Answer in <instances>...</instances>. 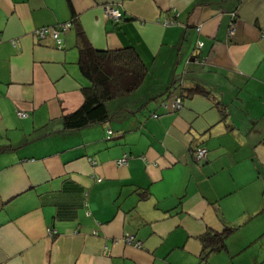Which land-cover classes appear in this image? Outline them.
Masks as SVG:
<instances>
[{"label": "crops", "instance_id": "0c3cea01", "mask_svg": "<svg viewBox=\"0 0 264 264\" xmlns=\"http://www.w3.org/2000/svg\"><path fill=\"white\" fill-rule=\"evenodd\" d=\"M72 18L62 49L33 33ZM77 30L147 73L68 131L89 85ZM193 87L208 94L160 107ZM0 264H264V0H0Z\"/></svg>", "mask_w": 264, "mask_h": 264}, {"label": "trees", "instance_id": "16d2710c", "mask_svg": "<svg viewBox=\"0 0 264 264\" xmlns=\"http://www.w3.org/2000/svg\"><path fill=\"white\" fill-rule=\"evenodd\" d=\"M68 21L71 23V29L75 24L74 19ZM76 46L78 48V69L89 85L82 88L84 100L81 106L62 118L64 129L68 131L79 130L91 124L107 121L109 115L105 108V102L128 95L138 89L147 73L144 63L131 47L106 51L95 50L78 30ZM186 91L182 89L181 98L195 93L208 94L199 87H193ZM230 231L231 229H224L219 233L206 232L201 236L200 241L204 252L202 261H205L209 254L219 252L224 248V239Z\"/></svg>", "mask_w": 264, "mask_h": 264}, {"label": "built area", "instance_id": "2783aa9c", "mask_svg": "<svg viewBox=\"0 0 264 264\" xmlns=\"http://www.w3.org/2000/svg\"><path fill=\"white\" fill-rule=\"evenodd\" d=\"M103 13L105 16L111 18L114 22H118L121 19V15L119 14L118 10H116L113 7H109V6H105L103 8ZM233 16V14H232ZM164 24H168L167 21H164ZM71 27V23L69 21L67 22H63V23H58L54 26L51 27H42L39 29H35L33 31L34 35L36 36L37 39H44L46 38L48 35L50 36V38L54 41L55 46L57 49H62L63 48V44H62V40L60 38V36L64 33H66ZM233 26L230 24L229 25V29L227 31V34L230 36L233 34ZM12 45L15 46V41H12ZM201 44L198 43L197 46L199 47ZM174 94H172L171 96H168L161 104V108L164 109L165 111H179L182 106H183V100L180 97L179 93H175V90L173 91ZM16 115L19 118H24L27 116L26 112H21L18 111L16 112ZM153 118H157V115L153 114L152 115ZM108 134H110V131H108ZM206 155V150L203 148H197L195 150L194 153V158L196 161H203ZM127 163V156L123 155V157L117 161L118 165H126ZM86 206V203H84ZM47 235L49 237H52L54 235V231L47 229ZM124 241L126 243H132V238L130 237H125ZM134 246H139V243H134Z\"/></svg>", "mask_w": 264, "mask_h": 264}]
</instances>
